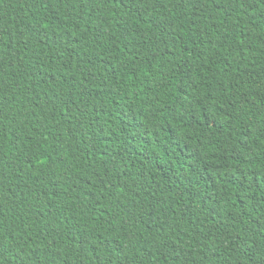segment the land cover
<instances>
[{"label": "trees", "instance_id": "trees-1", "mask_svg": "<svg viewBox=\"0 0 264 264\" xmlns=\"http://www.w3.org/2000/svg\"><path fill=\"white\" fill-rule=\"evenodd\" d=\"M0 264H264V0H0Z\"/></svg>", "mask_w": 264, "mask_h": 264}]
</instances>
